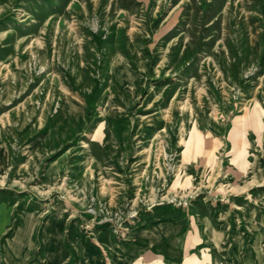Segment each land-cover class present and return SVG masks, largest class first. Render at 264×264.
Listing matches in <instances>:
<instances>
[{"label": "rangeland", "instance_id": "obj_1", "mask_svg": "<svg viewBox=\"0 0 264 264\" xmlns=\"http://www.w3.org/2000/svg\"><path fill=\"white\" fill-rule=\"evenodd\" d=\"M5 211L54 264L191 217L219 264L264 244V0H0Z\"/></svg>", "mask_w": 264, "mask_h": 264}, {"label": "crops", "instance_id": "obj_2", "mask_svg": "<svg viewBox=\"0 0 264 264\" xmlns=\"http://www.w3.org/2000/svg\"><path fill=\"white\" fill-rule=\"evenodd\" d=\"M179 222L182 219L175 221L176 229L169 234H166L165 223L134 231L131 240L122 244L120 253L112 257L109 264H219L212 248L217 234L207 230V225L203 226L204 222L198 218L191 217L186 229ZM10 223L11 216L6 211L0 214V234L9 229ZM35 225L34 221L23 219L15 228L0 248L2 264H54L48 259L45 262L46 252L37 253L32 247ZM53 233V237L59 238L60 230ZM260 242L255 234L249 246H238L233 258L221 261L222 264H264V244Z\"/></svg>", "mask_w": 264, "mask_h": 264}]
</instances>
